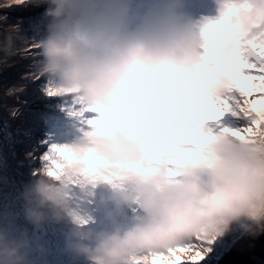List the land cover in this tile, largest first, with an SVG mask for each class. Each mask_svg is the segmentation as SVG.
Here are the masks:
<instances>
[{"label": "clouds", "instance_id": "obj_1", "mask_svg": "<svg viewBox=\"0 0 264 264\" xmlns=\"http://www.w3.org/2000/svg\"><path fill=\"white\" fill-rule=\"evenodd\" d=\"M28 2L3 0L0 8ZM36 2L47 5L40 39L0 16V64L11 67L17 41L35 50L5 96L19 101L27 82L43 78L45 97L98 109L99 123L77 127L61 145V168L41 161L33 170L22 193L25 219L37 230L66 225V250L84 264H167L170 250L194 240L212 243L234 229L264 235V126L247 139L197 133L178 143L157 118L199 112L201 101L234 90L237 53L246 41L264 46V0H213L215 16L199 21L186 18L182 0ZM217 22L222 36L212 55L205 32ZM23 104L10 107L11 118ZM101 187V203L114 211L97 225L89 205ZM37 251L46 249L34 248L27 232L0 225V264H35Z\"/></svg>", "mask_w": 264, "mask_h": 264}, {"label": "rangeland", "instance_id": "obj_2", "mask_svg": "<svg viewBox=\"0 0 264 264\" xmlns=\"http://www.w3.org/2000/svg\"><path fill=\"white\" fill-rule=\"evenodd\" d=\"M134 2H139V0H134ZM28 3H32V0H29ZM182 3L184 15L193 21H199L202 17L215 16L213 0H182ZM20 48V53L24 55L22 58L18 55L17 60L20 61V64H12L7 61L11 65V67H7L15 68L17 73H19L16 75L10 72L5 74L14 75L15 77L12 79H17L22 74L28 73L29 63L25 64L21 59H26L31 63V55H28V53L35 51L30 48V45L25 43ZM245 59L248 63H255L257 68L260 67L261 63H264V61L258 62L255 56L247 54H245ZM253 74L261 75L264 73L257 72ZM5 79L6 77L1 76L0 72V170L9 173L15 178L14 181L8 180V183H3L4 180L0 177V193L4 194L5 197L16 200L15 202L12 200V206L14 204L13 208H19L16 213L17 215L20 214L19 219H23L24 223L23 226L20 224L21 228H19V231L27 232L32 237L34 248L38 244H43L46 249L43 254L38 251L34 253L35 264H84L83 259L74 257L66 250L65 236L59 233L65 234L68 230L66 225L50 223L40 230H29L26 228L27 225L30 226L31 224L27 220V224H25L22 193L25 186L34 178L32 175L33 170L41 167L40 157L49 152L52 145L61 146L70 142L78 134L76 132L77 127L87 130L89 125L86 121L93 118L95 114L83 112L82 115H78L77 113L81 112L86 106L74 103L70 98L45 97L40 91V87L43 85V78H41L34 82H27V91L19 98V101L24 102L20 108L21 116L13 119L9 115L10 107H7L4 96V92L9 86ZM9 82L12 85L11 79ZM26 94L31 95L24 98L23 96ZM19 101L16 106H19ZM224 101H227V105H225ZM212 103L215 110L217 112L224 111V115L219 121H208L202 126V131L206 135H218L223 132L224 128L243 130L252 126L256 119L255 113H246L242 110L244 97L238 89L214 98ZM55 106H57L58 111L53 108ZM45 109H52L53 112L48 113L46 118L42 119L39 124L37 112H45ZM29 153L31 155L26 156ZM24 168L27 173L24 172ZM104 195L103 188H98L89 205V210L97 225L105 222L107 216L114 211V207L111 204L101 203V197ZM128 215H131L130 211H128ZM16 221L17 217H13L11 223ZM18 222L20 223L19 220ZM46 233L49 238L54 233L57 236V241L60 244L56 245L54 249L48 250L43 243L45 240L39 238V236ZM243 235L242 231L234 229L223 238L218 239L209 246L211 251L207 253L199 264H218ZM181 264H186L183 258Z\"/></svg>", "mask_w": 264, "mask_h": 264}, {"label": "snow or ice", "instance_id": "obj_3", "mask_svg": "<svg viewBox=\"0 0 264 264\" xmlns=\"http://www.w3.org/2000/svg\"><path fill=\"white\" fill-rule=\"evenodd\" d=\"M220 23L212 24L209 26V30L205 32V35L209 39L207 45L208 51L212 55H216L218 49V41L222 36L220 31ZM30 48L33 47L30 45ZM34 51H30L28 55L33 56ZM245 54L255 56L257 61H264V46L257 44L254 41H246L244 47L240 53H237L239 71L236 73L234 81V89H238L244 97V106L242 110L246 113H255L256 119L252 126L244 128L243 130H231L224 128L223 132L239 137L240 139H247L250 136H255L257 131L264 126V74L254 75L253 73H264V63H261L257 68L255 63H248L245 59ZM54 92H50L49 95H53ZM74 103H76L74 101ZM227 105V101H224ZM202 108L196 113H187L182 111H176L172 113H160L158 119L161 122L162 128L165 132L170 134L178 143L192 142L197 139V133L203 136L205 140L210 137L204 135L200 131V126L204 125L208 121H219L224 111L217 112L212 102L201 101ZM83 112H99L98 109H90L84 107L81 112L77 113L82 115ZM89 126L98 125L99 120L96 116L86 121ZM181 125H191L192 130L187 127H181ZM178 158L183 157L185 150L182 148H176ZM66 157V153L62 146L52 145L49 152L40 157L41 161L51 164L54 168H61L60 160ZM49 175H55L54 172L49 169ZM174 175L175 173H170ZM212 243L202 240H194L190 243L178 246L176 249L170 250L167 256L163 257L167 264H181L182 258L186 261V264H199L208 252L211 251L209 247ZM187 258V259H186Z\"/></svg>", "mask_w": 264, "mask_h": 264}, {"label": "trees", "instance_id": "obj_4", "mask_svg": "<svg viewBox=\"0 0 264 264\" xmlns=\"http://www.w3.org/2000/svg\"><path fill=\"white\" fill-rule=\"evenodd\" d=\"M0 3H3V0H0ZM46 8H47L46 4H40V3H37L36 0H32V3L14 4V5L12 4L10 7L0 8V16H6L7 17V23L9 25H17L18 24L22 30L23 35L28 36V37H32L35 39H40L45 34V25L47 23L46 17H45ZM4 36H5V27L3 25H0V41H3ZM23 44L24 43L22 41H17L16 46L19 49L20 47H23ZM19 50L20 51L16 56H13V57L8 59V61H10V63L20 64V61L17 60L18 55L21 56V58L24 55L22 53H20L21 48ZM3 59H4V53L2 51H0V60H3ZM21 60L25 64L30 63L26 59H21ZM0 72H1V76L6 77L5 81H6L7 85L11 86V83L9 82L10 79L12 81V84L20 82L21 77H18L17 79H12L13 77H15L14 75L19 74V73H17L15 68H8L4 64H0ZM8 72H10L14 75H8V74L5 75ZM27 88L28 87H26V91H27ZM30 95L31 94H26L23 97L27 98ZM4 96H5V94H4ZM5 99H6L7 107L16 106V104L18 103V101L15 100V98L5 96ZM0 101H1V95H0ZM53 108H55L56 111H58L57 106H55ZM50 112H53V110L52 109H50V110L45 109V112H37L38 123L40 124L42 119H45L46 116L48 115V113H50ZM6 121L10 122L9 120H6ZM24 172L27 173L25 168H24ZM0 177L4 180L3 183H8V180L14 181V178H15L14 176L9 175V173H7L5 171L3 172L2 170H0ZM15 181H16V179H15ZM12 200L13 199H11L10 197H5L4 194L0 193V225L8 224V223L12 222L13 217H17V221L14 222V224L19 229V228H21L20 224H21V226H23L24 223H23V219H19L20 214L17 215V213H16L17 212L16 210H19V208H13L14 204L12 206V202L13 201L15 202L16 200H13V201ZM18 220L20 221V223L18 222ZM25 224H27L26 219H25ZM26 228L29 230H33V229L35 230L33 225H30V226L27 225ZM59 233L64 235V233H62V232H59ZM54 234H52L50 236V238L48 237L47 233L45 235L39 236V238H41L42 240H45V241H43V243L46 245V248L48 250L54 249L56 245L60 244L57 241V236ZM58 236H60V234H58Z\"/></svg>", "mask_w": 264, "mask_h": 264}, {"label": "water", "instance_id": "obj_5", "mask_svg": "<svg viewBox=\"0 0 264 264\" xmlns=\"http://www.w3.org/2000/svg\"><path fill=\"white\" fill-rule=\"evenodd\" d=\"M218 264H264V235L244 234Z\"/></svg>", "mask_w": 264, "mask_h": 264}]
</instances>
